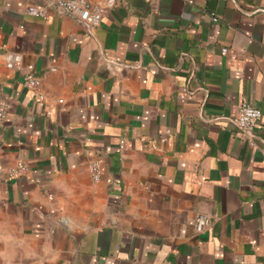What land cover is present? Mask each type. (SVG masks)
Here are the masks:
<instances>
[{"label":"crops","instance_id":"crops-1","mask_svg":"<svg viewBox=\"0 0 264 264\" xmlns=\"http://www.w3.org/2000/svg\"><path fill=\"white\" fill-rule=\"evenodd\" d=\"M50 1L0 0V264H264V0H117L93 32Z\"/></svg>","mask_w":264,"mask_h":264},{"label":"built area","instance_id":"built-area-1","mask_svg":"<svg viewBox=\"0 0 264 264\" xmlns=\"http://www.w3.org/2000/svg\"><path fill=\"white\" fill-rule=\"evenodd\" d=\"M117 0H105L100 4L92 0H51L48 7L54 9L57 13L68 15L80 22L89 32L96 29L106 13L114 7ZM193 4L194 0H183ZM26 13L35 16L47 17L48 12L45 7L28 6ZM218 22V17H213ZM6 66L10 69H18L21 66L22 57L19 53L7 52L4 54ZM23 82L25 87L34 91L40 98H44L41 92V79L34 73L29 72L24 75ZM9 102L0 98V124L4 123L8 116ZM262 112L260 108L253 105L246 99L239 105V112L236 118V126L247 137L251 145H256V129L258 127ZM264 163V158H263ZM89 170L94 181H99L102 175V166L98 159H94L89 163ZM30 171V165L24 160H18L8 168L11 177H18ZM212 222L211 217L205 214L196 215V229L203 231Z\"/></svg>","mask_w":264,"mask_h":264},{"label":"rangeland","instance_id":"rangeland-1","mask_svg":"<svg viewBox=\"0 0 264 264\" xmlns=\"http://www.w3.org/2000/svg\"><path fill=\"white\" fill-rule=\"evenodd\" d=\"M136 264H141V263H136Z\"/></svg>","mask_w":264,"mask_h":264}]
</instances>
